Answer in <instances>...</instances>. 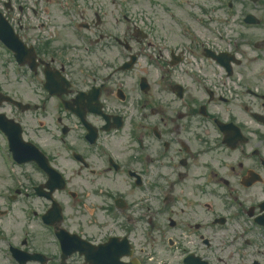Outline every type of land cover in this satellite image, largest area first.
Returning a JSON list of instances; mask_svg holds the SVG:
<instances>
[{
  "label": "flooded vegetation",
  "instance_id": "flooded-vegetation-1",
  "mask_svg": "<svg viewBox=\"0 0 264 264\" xmlns=\"http://www.w3.org/2000/svg\"><path fill=\"white\" fill-rule=\"evenodd\" d=\"M31 1L5 0V68L23 76L5 86L26 104L5 112L46 157L16 163L13 199L47 203L43 215L49 196L68 202L64 228L84 246L66 264H245L239 246L264 215V0L183 11L186 35L152 2ZM48 163L64 189L49 191L61 181ZM7 215L5 264L21 250L63 264L65 237L78 248L43 215L32 234Z\"/></svg>",
  "mask_w": 264,
  "mask_h": 264
},
{
  "label": "rangeland",
  "instance_id": "rangeland-1",
  "mask_svg": "<svg viewBox=\"0 0 264 264\" xmlns=\"http://www.w3.org/2000/svg\"><path fill=\"white\" fill-rule=\"evenodd\" d=\"M149 12H150V9H149ZM160 29L161 27L159 26L158 30ZM0 61L3 62L2 59H0ZM0 88L2 89V91L5 92V66L2 67L1 63H0ZM3 110L5 111V107L1 111ZM2 190H5V165L0 160V191ZM3 207H5V203L3 199L0 198V208L4 209ZM0 264H5V261L2 258H0Z\"/></svg>",
  "mask_w": 264,
  "mask_h": 264
}]
</instances>
